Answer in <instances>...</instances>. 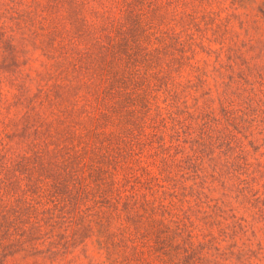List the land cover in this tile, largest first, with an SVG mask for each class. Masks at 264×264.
<instances>
[{"label":"trees","instance_id":"trees-1","mask_svg":"<svg viewBox=\"0 0 264 264\" xmlns=\"http://www.w3.org/2000/svg\"><path fill=\"white\" fill-rule=\"evenodd\" d=\"M243 3L0 0L2 256L41 244L75 263L90 240L100 264H210L201 171L264 114V90L221 63L190 104L181 70L194 45L220 61Z\"/></svg>","mask_w":264,"mask_h":264},{"label":"rangeland","instance_id":"rangeland-1","mask_svg":"<svg viewBox=\"0 0 264 264\" xmlns=\"http://www.w3.org/2000/svg\"><path fill=\"white\" fill-rule=\"evenodd\" d=\"M261 10L264 11V0H244L237 10L238 16L230 24L220 61L218 53L208 55L197 45L193 46L180 78L182 83L192 80V84L198 85L190 91V104L213 86L221 63L230 65L235 85H239L243 76L247 79V88L263 96L264 18ZM218 47L220 44L214 42V48ZM202 77L206 81L200 86ZM236 135L237 142L228 155L219 147L211 153L216 161H205L201 173L214 174L215 179H209L205 185L206 195L195 216L197 231L207 241L212 240L205 250L210 264H264V114L246 123ZM88 245L89 258L81 254L77 262L66 264H100L102 255L90 240ZM47 248L40 244L30 251L8 250L5 256L0 254V264H60L61 257L56 258ZM66 257L69 261L73 255L69 253Z\"/></svg>","mask_w":264,"mask_h":264}]
</instances>
